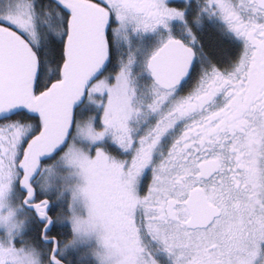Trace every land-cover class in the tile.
<instances>
[{
  "label": "snow or ice",
  "instance_id": "1",
  "mask_svg": "<svg viewBox=\"0 0 264 264\" xmlns=\"http://www.w3.org/2000/svg\"><path fill=\"white\" fill-rule=\"evenodd\" d=\"M0 264H264V0H0Z\"/></svg>",
  "mask_w": 264,
  "mask_h": 264
}]
</instances>
